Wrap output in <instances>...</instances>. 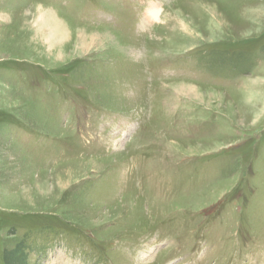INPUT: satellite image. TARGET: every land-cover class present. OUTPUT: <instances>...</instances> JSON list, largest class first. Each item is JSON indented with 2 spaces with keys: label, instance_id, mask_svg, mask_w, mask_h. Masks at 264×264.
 <instances>
[{
  "label": "rangeland",
  "instance_id": "rangeland-1",
  "mask_svg": "<svg viewBox=\"0 0 264 264\" xmlns=\"http://www.w3.org/2000/svg\"><path fill=\"white\" fill-rule=\"evenodd\" d=\"M56 260L264 264V0H0V264Z\"/></svg>",
  "mask_w": 264,
  "mask_h": 264
},
{
  "label": "bare ground",
  "instance_id": "bare-ground-1",
  "mask_svg": "<svg viewBox=\"0 0 264 264\" xmlns=\"http://www.w3.org/2000/svg\"><path fill=\"white\" fill-rule=\"evenodd\" d=\"M44 14V13H43ZM47 14V13H46ZM51 14V13H50ZM149 14L153 17V18H158L159 17V14H160V8H157L155 6H152L151 9L149 10ZM51 18V17H50ZM46 20V19H45ZM48 21V20H47ZM50 21H53L51 23L55 24L57 26L58 29H60V24L59 22H57L56 20H50ZM45 22V21H42V23ZM44 24H47L46 22ZM43 24V26H45ZM53 26V25H52ZM49 32H47L49 34V37L52 39L53 36H55L56 32L54 31V29H47ZM61 31H62V28H61ZM59 34V33H58ZM61 34H63L61 32ZM60 36V35H59ZM58 37V36H57ZM49 38V40H50ZM61 264H66L65 262H60ZM55 264H59V262L56 260Z\"/></svg>",
  "mask_w": 264,
  "mask_h": 264
}]
</instances>
